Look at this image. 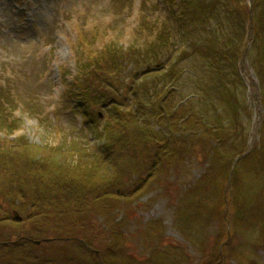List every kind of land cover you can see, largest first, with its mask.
Wrapping results in <instances>:
<instances>
[{
    "label": "rangeland",
    "instance_id": "rangeland-1",
    "mask_svg": "<svg viewBox=\"0 0 264 264\" xmlns=\"http://www.w3.org/2000/svg\"><path fill=\"white\" fill-rule=\"evenodd\" d=\"M195 1L204 5L203 11L190 6L189 11H185V0H0V122L3 124L0 140L10 139L8 134L15 129L18 130L15 135L20 131L30 145L55 147L60 140H65L67 149L77 144L87 154L96 152L98 144L92 131L97 123H104L109 110L107 105L115 108L120 104L119 99L107 104L103 99L95 101L93 113L101 117L92 120L73 92L75 87H68L70 75L76 70L75 61L81 64L84 55L96 56L99 45L106 43L114 44L111 46L116 51L126 48L128 62L122 67L121 77L127 91L121 94L114 93L115 88L111 91L122 98L124 106L133 108L141 102L140 96L146 104L149 93L168 90L171 105H181V110L187 108L188 117L201 118L206 125H220L222 132L217 131L218 135L212 138L221 141L218 152L224 157L231 156L233 147L240 141H245L250 149L257 148L264 111L260 100L264 85L252 62L261 66L259 60L264 46L258 45L260 40L249 33L248 24L242 47L244 56L235 65L239 76L224 60L205 56L200 49H223L229 36L243 30L235 21V15L227 14L223 6L235 5L241 0ZM245 1L249 7L256 0ZM164 30L167 34L160 42L162 46L157 56H144L141 67L139 64L128 66L135 56L149 52ZM132 51L136 53L133 57ZM262 62L264 75V59ZM168 69L178 75L172 86L163 76ZM143 81L144 86L140 84ZM144 87L148 95L142 93ZM157 127L165 132L163 125ZM192 135L193 139L203 137L205 131L198 128ZM182 160L180 169L169 171L164 183L155 184L127 208L115 212V207L110 213L114 225L108 231L105 229L98 241L90 243L89 251L85 244L76 241L52 242L35 247L32 250L35 256L26 249H15L13 261L19 259V264H97L92 262L90 251L103 247L101 259L105 260L101 263L99 259V264H110L107 261L110 254H119L117 259L111 256L116 264L119 260L121 264H264L263 239L258 229L261 224H255L264 213V159L246 160V165H241L238 172V193L242 198L238 202L244 206L240 215L245 223L248 218L251 227L250 223L235 220L233 212L237 210L229 201L232 191L229 181L227 185L224 181L220 184L218 178L215 191L206 195V200L198 199L192 186L207 172L208 164L201 167L194 156ZM220 162L223 157H217L213 165L217 167ZM112 189L117 195L123 192L122 187H111L110 191ZM223 190L224 195L227 193L226 205L219 211L218 218L214 211L218 208L214 206ZM198 202L203 210L190 218L192 209L185 205ZM259 204L263 207L256 208ZM5 208L9 212L7 216L14 210L22 218L30 213L11 206ZM96 220L103 221L101 212ZM0 233L4 241H9L8 237H18L19 228L2 225ZM220 245L224 247L221 252ZM113 247L121 249V253H116ZM0 264L6 262L0 259Z\"/></svg>",
    "mask_w": 264,
    "mask_h": 264
},
{
    "label": "trees",
    "instance_id": "trees-1",
    "mask_svg": "<svg viewBox=\"0 0 264 264\" xmlns=\"http://www.w3.org/2000/svg\"><path fill=\"white\" fill-rule=\"evenodd\" d=\"M241 1L235 5H223L226 13L235 15V21L243 28L240 34L235 31L236 34L233 36L228 35L229 40L223 45V49L203 47L199 50L207 57L224 60L235 75H238L235 65L243 55V40L249 24V9L245 3L241 4ZM189 6L199 8L200 11L204 10V5L195 0H185V11H189L187 10ZM207 6L210 7L208 4ZM250 10L252 37L257 41L260 40L258 45L263 48L264 0L253 1ZM165 34L167 31L164 30L149 48L150 53L144 51V55L138 54L134 57V62L129 64L134 66L139 64L141 67L145 61L144 56L156 57ZM111 45L114 46V44L105 45L98 56H89L81 64L78 63L73 84L75 90L80 93L79 100L84 112L88 111L92 120L98 118L93 113L95 101L103 99V103L107 104L119 99L120 104L117 107L113 108L112 104L107 105L109 110L103 119L104 123H97L99 125L92 131L98 144L96 152L87 154L77 144H71L72 147L67 149L65 140H60L55 147L30 145L22 137L9 141L0 140V226L14 225L19 228L16 239L7 238L15 239L14 243L0 245L2 246L0 249L6 246L5 250L0 252V259L6 264H19L20 260L13 261V258L16 257L15 249H20L18 247L24 243L20 239L22 237L33 239L34 236H46L45 238H55V241L62 243L76 241L82 245L85 244V249L88 250L90 243L98 241L105 229L108 231L114 225V219L110 213L115 210V207H117L115 212L123 207L127 208L155 184L164 183L168 172L178 171L183 163L182 159L187 160L191 156L199 160L201 167L208 164L207 172L192 186L199 195L197 198L206 200V195L215 191L218 178L221 179L220 184L224 181L227 185L229 181L232 190L229 201L234 203V208L237 210V213L233 212L235 220L241 224L250 223L248 218L245 223V219L242 220L240 215V212L242 214L244 212V206L238 202V199H242L241 194L238 193L240 183L238 172L239 170L241 172L239 168L241 165H246L244 163L246 160L264 159V111L258 129L257 148L250 149L245 141L242 143L240 141L233 147V154L224 157L218 152L221 141L212 138L218 135L217 131H221L220 125H206L205 122L200 121L201 118L188 117L187 108L181 110V105H171L168 90L162 89L149 93L151 96L146 104L142 102L143 98L140 96L141 102L133 108L124 106L122 98H117L111 91L114 88V93L127 91L121 77V70L127 65L128 55L125 49L116 51ZM152 48H155L154 51ZM135 54L132 51L130 55L133 57ZM263 59L264 53L259 60L261 66ZM252 65L261 85H264L261 66L255 62H252ZM163 76L171 86L178 77L170 69L166 70ZM132 78L129 80L132 81ZM144 83L143 81L140 84L144 86ZM134 89L135 96L138 84ZM143 91L142 93H145V87ZM145 94L148 95V93ZM260 100L264 106V93ZM134 103L136 104L137 100ZM157 125H163L165 132L160 131L162 128ZM1 127H3L2 122H0ZM10 128L11 125L7 127V129ZM198 128L200 131H205V135L193 139L192 134L198 131ZM217 157L220 159L223 157V162L216 167L213 161ZM111 187H122L123 192L117 195L118 193L113 189L110 191ZM226 194L224 195L223 190V194L221 195L220 191L218 195V202L214 206L218 208L214 210L217 216L226 205ZM262 205L259 204L260 207L256 208H261ZM6 206L30 213L26 214L28 217L21 223H17L12 221L11 215L7 216L9 212H6ZM185 207L192 209L193 213H189L190 218L194 213L197 216L200 215L203 210L200 202L186 204ZM99 212L103 216L102 222L96 220ZM210 215H213V212ZM255 224H261L258 229L264 241V213L261 220H256ZM248 225L251 227L252 223ZM4 240L3 234L0 233V241ZM101 242L103 243V240ZM113 249L116 253H121V249L115 247ZM95 250L99 252L101 259L104 253L103 247ZM28 252L35 256L31 248ZM90 254L92 262L97 263L99 260L94 252L90 251ZM111 256L117 259L119 254H110L107 260L110 264H116L117 262L114 263ZM103 260L105 259L102 258L101 261ZM119 261L118 263L121 264ZM220 261L218 263H221Z\"/></svg>",
    "mask_w": 264,
    "mask_h": 264
},
{
    "label": "water",
    "instance_id": "water-1",
    "mask_svg": "<svg viewBox=\"0 0 264 264\" xmlns=\"http://www.w3.org/2000/svg\"><path fill=\"white\" fill-rule=\"evenodd\" d=\"M13 218L14 220H20V217L18 216L17 212L13 213ZM39 242H36V244H38Z\"/></svg>",
    "mask_w": 264,
    "mask_h": 264
},
{
    "label": "flooded vegetation",
    "instance_id": "flooded-vegetation-1",
    "mask_svg": "<svg viewBox=\"0 0 264 264\" xmlns=\"http://www.w3.org/2000/svg\"><path fill=\"white\" fill-rule=\"evenodd\" d=\"M21 240L23 239V238H20Z\"/></svg>",
    "mask_w": 264,
    "mask_h": 264
}]
</instances>
